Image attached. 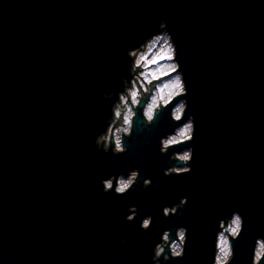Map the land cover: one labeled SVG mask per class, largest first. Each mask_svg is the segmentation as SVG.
<instances>
[{"label": "water", "instance_id": "95a60500", "mask_svg": "<svg viewBox=\"0 0 264 264\" xmlns=\"http://www.w3.org/2000/svg\"><path fill=\"white\" fill-rule=\"evenodd\" d=\"M161 22L195 117L189 175L164 176L172 153L160 154V139L177 127L167 110L146 130L135 121L127 155L94 143L132 79L127 53ZM133 169V191L104 194L101 180ZM233 212L245 222L233 264H252L264 238V0H0V264H152L178 227L185 255L170 264H212L218 223Z\"/></svg>", "mask_w": 264, "mask_h": 264}, {"label": "clouds", "instance_id": "9594fccd", "mask_svg": "<svg viewBox=\"0 0 264 264\" xmlns=\"http://www.w3.org/2000/svg\"><path fill=\"white\" fill-rule=\"evenodd\" d=\"M154 41L167 46L171 53L168 58L172 61L169 65L170 71L157 69V72L163 71L164 75L173 78L163 88H158L149 101L142 106L141 101L144 99V94L149 91L148 85L152 83V79L143 73L139 75H134V73L137 68L143 66L141 49ZM127 56L132 61L130 66L132 79L131 81L127 79L123 81V91L116 94V99L111 107V117L106 121L107 127L95 137L94 143L97 151H102L105 154L111 153L117 157L127 155L128 149L125 146V141L132 138L135 121L142 117L144 123L141 125V130H146L153 126L158 119H161L167 110L171 122L177 127L160 139V154L172 153L169 156L171 167L164 171V176L191 174L194 149L186 146L191 145L195 140V117L188 113L187 85L178 62L177 49L171 34L168 32L167 23L161 22L158 33L140 47L130 50ZM150 75L155 78V73ZM169 88L172 89V93L165 99L161 93L164 89ZM104 98L111 99L112 96L106 93ZM141 108L142 110L138 112L137 110ZM177 149L182 150L177 151ZM139 177L140 172L137 169L131 170L127 177L123 174L110 176L101 180L102 190L105 195L114 192L115 195L123 197L134 190ZM151 185L150 179L143 181L144 189H148ZM187 204V197H183L179 203L165 207L163 209L164 218L177 215ZM128 211L130 214L125 219L128 223H132L138 215V209L130 207ZM244 223V218L237 212H233L230 217H225L219 221L212 264H233L235 242L243 234ZM152 224L153 218L147 216L141 221L140 230L147 232L151 229ZM187 239L188 230L185 227H178L174 235L171 230H165L153 249L152 264H170V261L183 259ZM252 264H264V238H257L255 241L252 251Z\"/></svg>", "mask_w": 264, "mask_h": 264}, {"label": "rangeland", "instance_id": "374dc122", "mask_svg": "<svg viewBox=\"0 0 264 264\" xmlns=\"http://www.w3.org/2000/svg\"><path fill=\"white\" fill-rule=\"evenodd\" d=\"M149 48L150 50L148 51L149 53L147 63H149L150 66L147 69L145 75L148 76L149 79H157L159 77L165 76L163 71L157 72V69H168L170 71L169 65L172 63V61L168 58L171 55L170 51L168 50L167 46L159 44L155 41L152 42ZM152 73H155V78L150 75ZM172 78V76H166L162 78V81L159 82L156 89L154 90V93L157 91L158 88H163V86L167 84ZM171 93L172 89L169 88L164 89L161 95H163L164 98L167 99L169 94Z\"/></svg>", "mask_w": 264, "mask_h": 264}, {"label": "built area", "instance_id": "2783aa9c", "mask_svg": "<svg viewBox=\"0 0 264 264\" xmlns=\"http://www.w3.org/2000/svg\"><path fill=\"white\" fill-rule=\"evenodd\" d=\"M151 44L152 43H150L149 45H146V47L144 48L143 51L141 50V52L143 53V55L141 56V61H142L143 66L141 68H143V69L140 71H137V73H136L137 75H139L140 73H143L145 75L147 69L150 66L149 63H147V62H148V53H149L148 51L150 50L149 47L151 46Z\"/></svg>", "mask_w": 264, "mask_h": 264}]
</instances>
